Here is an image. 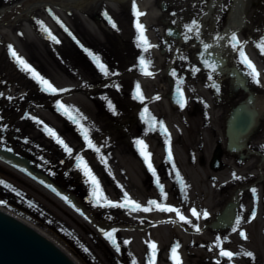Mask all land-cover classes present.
<instances>
[{
	"label": "rangeland",
	"instance_id": "374dc122",
	"mask_svg": "<svg viewBox=\"0 0 264 264\" xmlns=\"http://www.w3.org/2000/svg\"><path fill=\"white\" fill-rule=\"evenodd\" d=\"M20 1L0 0V8L8 6L9 9V11L0 13V36L2 37L0 38V82L2 83L0 94L3 93L11 98L7 100L4 107L0 106V126L8 127L5 131L8 140L14 135L10 141L11 144H14L18 150H22L26 144L20 138L26 136L27 142L33 147H35L33 142H37L38 146H43L42 148L46 150L44 157L54 162L62 158V155L56 151L59 148L51 139L43 136L41 130H43L44 122L40 121L37 128H34L31 122L26 124V121L13 118L28 112L51 124L53 129L68 139L70 146L76 147V150L81 147L75 130L52 111L51 106L57 97H45L51 100L42 106L37 103V100L36 102L31 101L26 97L27 93L23 94L25 93L23 80H18L20 84L18 85L16 79L9 73L11 69H2V64L9 67L4 47V44L9 43L6 41L9 37L8 40L14 39V43L19 48L18 51L38 67L41 76L54 84L56 88L66 90L60 92L59 100L74 110H78L79 115L83 117L84 126L91 130L100 141L98 143L100 151L97 155L91 152L82 151V153H88L87 157L92 158L91 162L95 166L94 173L107 199L123 202V193L126 191L130 199L142 206H149L147 203L149 200H157L159 203L179 208L183 215L192 220L193 224L204 227L199 233H194L192 232L194 228L179 221L175 213L160 212L155 206H150L152 210L149 212L94 206L91 212L99 226L104 229L117 227L115 237L120 244V251L117 252L97 226L77 208L68 204L39 181L1 160L0 180L6 182L9 187L0 185V201L40 220L87 254L94 264H132L133 260L136 264H148L151 258L148 255L151 252L147 242H155L157 245L155 264H175L171 258V248L177 244L179 245L177 254L180 264H216L218 260L221 264H264V177L259 175L262 172L264 176V163H261L263 157L259 156L260 153H264V119L261 129L252 135L248 143L251 150L260 153L247 152L244 159L238 162L236 154L230 155L225 150L224 126L227 111L243 99L245 94L241 90L230 94L231 89L226 83L228 81L225 80L222 101H210L211 92L203 82L201 71L189 76L188 70L185 72L183 84L186 90V104L183 108L174 106L167 96L170 91V80L165 77L164 69L159 86H156L157 79L137 77V69L132 68L137 59L135 61L133 56L140 55V49L129 52L128 46L130 45L126 43L128 40L134 41L133 37L128 35L130 16L122 15L126 9L121 5V1L117 4V8L115 5L112 7L109 5L110 0H90L91 3L89 1L87 6L80 8L92 10V4L95 2L99 6L105 4V7L117 13L120 30H122L120 34L127 35L122 41L109 37L108 41H105L104 35L107 29L88 13L84 14L80 8L70 7L72 14L68 17L70 24L81 32L87 43L96 46L94 49L103 56L101 59L107 61L108 76L112 71L119 73L117 83L122 84V90L120 88L118 91L109 84L116 78L104 79L106 86L100 84L93 88L92 82H100L102 77L95 78L92 72H89L87 66L90 67L88 65L90 61L84 68L82 59L76 60L66 56L65 51L62 53L64 56H59L47 47L40 36L31 31H24L25 39L19 37L15 31L17 28L24 27L23 24L20 26L19 22L25 21V18L21 17L16 20L17 12L37 0ZM49 1L59 2V0ZM183 1L184 4L174 3V10L182 11L183 15L187 10L185 14L189 18L199 17L198 14L203 13L207 7L205 0ZM149 2L148 7H153L156 3L153 0ZM201 2H203L202 6L199 5ZM191 7H195V10L193 11ZM220 8L215 10L216 14L220 12L215 20L216 26L221 23L227 24L230 17V8L228 10L224 7ZM33 11L43 12L42 7L34 8ZM58 12L61 14V11L58 10ZM22 16L25 17V15ZM246 18L248 23L244 24L240 33L245 37L259 34L264 27V0H252ZM206 27L209 28L205 23L204 28ZM5 31L9 37L5 35ZM151 31V37L154 39L157 31L153 29ZM59 32L60 30L56 34L64 39ZM62 47L57 49L58 52L66 50L64 48L62 50ZM145 55L151 57L148 58L154 67L160 62L158 59L161 58V54L157 52ZM190 56L191 53H189ZM123 58H132L134 63L132 60L123 61ZM101 59L100 62L103 61ZM256 61L259 64L256 66V71L264 74L263 57L258 56ZM168 62H170L169 55L167 56ZM192 64L193 62L190 61V66ZM16 74L17 77H22L21 73ZM258 79L259 83L253 82L256 84L253 85L254 92L264 95V76H259ZM132 82L144 86V95L149 99L148 106L144 105L143 108L144 110L147 107L146 114L142 110L139 115L138 104L131 102L129 106L126 102L125 94H130ZM3 86H5L4 90H2ZM157 94L161 96L160 100L156 97ZM37 95L39 103H43L40 98L44 93L38 91ZM109 103L112 105L111 108H109ZM13 104L16 105L13 106ZM9 106L12 109L14 107L16 111L13 109L12 113L8 112L6 109ZM112 112L116 114L111 115ZM5 118L11 122L7 124ZM148 118L164 122L170 134V148L175 170L173 163L167 160L164 134L158 128L156 131L151 130L144 122ZM140 136L143 137L140 138ZM136 139H143L147 150L152 154L150 159L159 175L158 179L163 185L166 198L161 197L160 189L156 184L149 183L148 180L152 174L147 170L139 154L140 145H136V150L133 142ZM215 146H219L223 151L220 156V166L212 169L209 163ZM55 163L58 167L63 162ZM64 166L66 167V164L62 167ZM175 171L180 173L179 178L175 175ZM236 176L240 179H236ZM248 185L250 187H247ZM238 187H242L238 207V214L242 219L237 231H232L233 226L216 231L206 226L224 207ZM253 188L256 190L255 199L251 191ZM241 206H243V211H241ZM193 207L201 213L199 219L191 215ZM253 209L256 212L255 218L249 219ZM204 211L209 214L207 218L203 217ZM178 224L183 226L179 228ZM240 231L245 233L246 238L239 235ZM217 237H220L221 247L238 253V255L231 260L220 257V249L216 246ZM125 240L129 243L124 244ZM246 252H252L254 257L244 255Z\"/></svg>",
	"mask_w": 264,
	"mask_h": 264
},
{
	"label": "flooded vegetation",
	"instance_id": "af4514ba",
	"mask_svg": "<svg viewBox=\"0 0 264 264\" xmlns=\"http://www.w3.org/2000/svg\"><path fill=\"white\" fill-rule=\"evenodd\" d=\"M20 1V0H19ZM22 1V0H21ZM20 1V2H21ZM90 1V0H89ZM83 2L81 3L79 6L75 7V8H80V7H85L87 6V2ZM119 1H121V5H123V7H125L124 9H126V11L122 12V15L124 16H130V29H128V35H130L131 37H133V40H128L126 43H128L130 46H128L129 48V52H133L134 50H138L140 49L139 53H141L140 55H134L133 58L137 59V61L135 62V64L132 66L133 69H137V77L139 79H150V80H154L157 79L158 84L156 86L161 85V77H162V70L164 69V75L165 77L168 79V77L170 76V74H168V63H167V56H170L171 59V63L170 66L172 67V69H175L176 72L182 74L183 76H185V72L188 71L189 76H193L195 73H197L198 71H191L190 68V61L193 62L192 66L196 67L198 62L197 60L194 58L192 51L193 48L190 46H186L187 43L186 42H178L174 39H169L167 37L166 34V28L168 27V24L170 25H176V26H185L186 22L189 20V17L185 14L187 13V10L185 11L184 15L182 13V11L180 10H174V3L177 4V2H173V0H153L155 1V5L153 7L148 5H142L143 0H135V4L137 6V9L144 13L142 16L140 17H136L133 14V9H132V4H133V0H110L109 2H111L109 5L112 6H116L118 8ZM224 1V0H223ZM226 2H230L231 0H225ZM92 1H90L91 3ZM105 2V1H104ZM108 2V3H109ZM114 2V3H112ZM163 2H165L166 4H163ZM58 3V2H57ZM89 3V4H90ZM106 3V2H105ZM29 4H33V2L29 3ZM28 4V5H29ZM36 5H40L39 3H37ZM93 8L92 10H88L87 8L83 9L80 8L81 11H84V14L88 13L90 16L93 17V19L95 21H97L98 23H101L105 29H107L106 34L104 35V40L108 41L107 38L109 37L110 39L114 38L115 40H121L124 37H127V35H121V31L120 30V25H119V19H118V14L112 12L110 9H108L107 7H105V4H101L99 6V4L93 2ZM226 5L229 6L228 3H226ZM176 6V5H175ZM12 7V6H11ZM42 7V16L41 18L38 19H34L33 17H29V15H26L25 17V21L23 22H19V25L21 26L22 23H27V25L30 27L31 32H33L34 34L40 36V39L46 43L47 47L52 50V52H56L59 56H70L75 58L76 60L78 59H82L83 60V65L84 68L85 66L88 64L90 67L87 66V69H89V72H92L91 74L93 76H95V78L97 77H102V80L99 81H94L92 82V87L95 88L96 86L102 84L103 86H106L107 83H105L103 80H109L112 78H116L115 81L109 83L111 84V86L116 89V90H122V84H118V75L119 73L115 71V73H118V75H113V71L111 72V74L108 76L103 75L102 73L99 72L98 68L96 67V61L93 59V56H98L100 59L101 57H103L99 51H96V49H94L96 46L94 45H89L86 41V39L83 37V35L81 34V32H79V30H77L75 27H73L70 24V21L68 20V17L72 14L70 11V7H74L72 5H67V7L62 8L60 7V5L58 4H52L51 2L47 1L44 3V5L42 6H35L32 8L31 11H33L34 8H40ZM158 8V9H157ZM160 8V10H159ZM149 9V10H148ZM151 9H154V11L158 10V12H164L163 16H160V14H158L157 16H155L154 19H152L153 21L150 22V20L148 21V15L145 17V15L148 13ZM191 9L194 11L195 7H191ZM226 10H228L229 8H224ZM50 10V11H49ZM61 11V14L58 12ZM51 12V14H50ZM105 13H107V15H105ZM121 15V16H122ZM28 16V17H27ZM53 16H55L56 18L59 19V21L62 23L63 27H61V23H57L56 19L53 18ZM20 19V18H19ZM17 20V19H16ZM42 21L44 23V25L52 32V34L56 37V39L59 41V43L53 41L51 38L48 37V35L42 31V33H38L39 29L37 28V23L36 21ZM173 21H175V23H173ZM139 22L142 25H144V29H145V35L149 41V43L152 45L151 48L148 49L147 52L143 51V46H138L139 45V40H138V32L137 29L135 28V24ZM189 22V21H188ZM187 22V23H188ZM115 24L116 27H113L112 24ZM151 23V24H149ZM24 25V24H23ZM152 25V26H151ZM246 25V24H245ZM151 27L153 29V31L155 30V38L152 39V35H151ZM244 27V25H242L239 29L235 30L236 33L241 36V37H245L240 33V30ZM65 29H67V31H65ZM60 30L59 34H62L63 38H60V36H58L56 34V32ZM208 30V28H207ZM204 31V34L209 33L208 31ZM20 38L25 39L26 36H24V31H22L21 29L17 28V30L15 31ZM230 37V36H228ZM63 39V40H62ZM245 39H247V37H245ZM227 41L229 40L228 38L226 39ZM125 41V40H123ZM190 41V40H189ZM3 43V42H2ZM174 43V44H173ZM168 44H169V48H168ZM9 45H11L12 49L20 56L22 57L33 69H35L36 72L41 73L40 70L38 69V67H36V65L32 62L27 60L28 58H25L24 55L18 51V46L14 43V39L11 40V42H9L8 44H4L5 47V55H6V59L8 61L9 64H7L9 67H5L4 64H2V69L4 70H9V68L11 69V71L9 73H11V75L16 79V82L23 80V84H25V88L23 89V91L26 94V97L31 99V101L36 102L39 105H45L46 103H49L51 98H45V97H57L56 99H59V94L60 92H58L55 95H52L50 93L44 92L42 91V86L35 80L32 78L30 73L25 72L22 67L16 62L15 58L11 55V52L9 51ZM49 45V46H48ZM62 47L66 49L63 50L61 53L58 52V48ZM228 50H231L233 52V58L234 61L236 62V66L238 68H242L244 69L243 65L244 63H242V59L240 58L241 56L238 55L236 53V49L232 48L229 44H228ZM98 48V47H97ZM55 49V50H54ZM133 49V50H132ZM159 50V52H158ZM224 50V48H223ZM65 51L64 55L62 54ZM157 54H161V58L158 59L160 62L156 63L157 66H153L151 64L150 67V71L152 70V75L151 76H146V75H142V70L139 66L138 63V57L140 56H144V58L148 61L151 62V60L148 58L150 56H146L145 54H151V53H156ZM223 52V51H222ZM48 53V52H47ZM170 53V54H168ZM189 53H191V56L189 57ZM159 56V55H158ZM186 57L184 59H181V57ZM240 56V57H239ZM151 58V57H150ZM153 58V57H152ZM126 58H123V61H125ZM103 60V59H101ZM129 60L134 63V60L132 58L130 59H126ZM106 60L101 61V63H104L106 65ZM176 62V63H175ZM229 64H232L231 61H229ZM243 64V65H242ZM155 65V64H154ZM164 65V67H163ZM229 67V66H228ZM7 68V69H6ZM230 68V67H229ZM37 69V70H36ZM198 69V67L196 68ZM199 71H201V74L203 75V82L206 85V87L208 88V90H210V101H215V102H220L222 101V99L217 100L214 97L213 91L212 89L209 87L208 83H207V76L204 72V70L199 69ZM229 71H233V69H230ZM239 71V70H238ZM13 72V73H12ZM21 73L22 77H17L16 73ZM237 72V71H236ZM26 74V75H23ZM227 75H224L222 77V79L220 80V90L223 94V82L225 80H227L231 89V91L229 92L230 94L236 90H241L243 92H246V86L243 83H240L239 81L236 80H232V76L236 74L233 73H225ZM16 75V76H15ZM223 75V73L221 74ZM19 78V79H18ZM45 78V77H44ZM46 79V78H45ZM185 79V77H184ZM244 81H246L248 83V86L250 87V89H248L250 92H254L253 89V81L251 79V77L248 75V78H243ZM11 81V80H10ZM185 81H183L184 83ZM21 83V82H20ZM182 83V84H183ZM0 84H2L0 82ZM138 83L136 82H132L131 87H130V94H125V98H126V102H128L129 106L131 104V102L138 104V114L140 115L142 113V110L145 106H148L147 102L149 101L148 97L144 95L143 89L144 86L141 85L139 83L140 86V90L144 99L143 101L140 100L139 97H136L135 99L133 98L135 96V90H136V86ZM144 84V83H143ZM18 85L19 82H18ZM54 87H56L54 84H52ZM118 86V87H117ZM5 89V86H3L2 90ZM58 89V88H57ZM30 91V93H28ZM43 92L44 95L43 97H41V101H43V103H39L38 101V95L37 92ZM3 92V91H1ZM34 93V94H33ZM163 96V95H162ZM247 96V93H246ZM245 96V98H246ZM2 97V99H0V106L2 105V107H4L6 105V102L8 99H10V97H8L5 94H0V98ZM156 97H158V99L160 100V95H156ZM245 98L241 99L244 100ZM49 99V100H47ZM239 100V101H241ZM238 101V102H239ZM55 101H53V106H51L52 111L57 115L58 118H61L63 120H65V123L69 124L74 130L75 133L77 134V138L81 143V147L78 148L76 150V147H73L72 145L70 146V142L68 141L67 138L63 137V135L58 132L56 129L55 132L65 141V143L73 150V156H69L67 153H65L62 149V147L60 145H57L55 140L53 138H51L47 132L44 130V125L46 124L48 127L52 128L51 124L45 122L44 120H40L38 117L34 116L33 114H29L28 112L25 113L24 115H19V116H15L13 118L17 119V120H22V121H26L25 123H32V127L37 128V124H39L40 121L44 122L43 127L41 130L42 134L44 137H47L49 139L52 140V142L59 148L57 149V153L62 155V158L58 159L55 162H63L62 164H60L58 167H56V163L54 161H52L49 158L44 157V154H46V150H44L42 147L43 146H38L37 142H33V145H35V147H33L31 145V143L27 142V138L26 136L21 137L20 139H22L24 141V143L26 144V147L23 148L22 150H18L14 144H11L10 141H12V139L14 138V135L11 136V139L8 140V138L5 135V131L8 129V127H4V126H0V139L3 140V144H0V146L6 147V148H11L13 151H15L16 153L23 155L25 157L28 158V160L30 161L31 165L33 166L34 169H36L37 171H40L42 174L47 175L49 178H51L55 183H57L60 187H62L66 192H68V194H70L78 203L82 204L84 207H86L90 212L91 209L94 207V201L93 198L91 196V187L89 185V183L87 182L88 178L85 177L82 173L81 170L77 169L75 167V155H81L84 157V159L86 160V162L88 163L89 167L91 168L92 172L94 173V169L95 166L92 164V158H88L86 153H82L83 152H91L94 155H97V152H95L92 149L87 148V146L85 145V142L82 138V135L80 133L79 128L73 124L71 121H69L63 114H62V110H58L55 106H54ZM237 103V102H236ZM235 103V104H236ZM147 104V105H146ZM16 104H13V106ZM145 105V106H144ZM69 106V105H68ZM147 108V107H146ZM14 109V107H13ZM13 109L9 106L8 109H6L8 112H13ZM139 109V110H138ZM16 111V109H14ZM111 115H113L114 113H110ZM116 114V113H115ZM114 114V115H115ZM32 117H36L37 120H33ZM5 118V122L7 124H9L11 121L9 119ZM39 121V122H38ZM81 123H83V121H81ZM6 125V124H5ZM86 127V126H85ZM90 131V136L91 139L93 140V143L98 146V143H100V141H98V138H96V136L93 134V132L91 130ZM259 131V130H258ZM257 131V132H258ZM256 132V133H257ZM255 134V133H254ZM253 134V135H254ZM41 136V135H40ZM42 137V136H41ZM143 136H140V138ZM43 138V137H42ZM134 142V141H133ZM137 144H135L136 146ZM75 148V149H74ZM134 147H132L133 149ZM136 150H137V146H136ZM86 154V155H85ZM262 157V156H261ZM264 159V157H263ZM49 163V165H48ZM64 164H66V167H62ZM62 168V169H61ZM148 174V173H147ZM95 175V173H94ZM96 176V175H95ZM151 178L149 177V183L150 184H156L155 180L159 177H153L152 175H150ZM148 177V175H147ZM177 181V180H176ZM179 182V181H177ZM264 198V197H263ZM99 208V206H96ZM92 213V212H91ZM214 218V217H213ZM213 219L210 220V222H208L206 224V226H209L212 230H214L211 226V222ZM179 223V222H178ZM181 226H183L181 224ZM200 227H204V226H200ZM185 229L188 230L187 227H185ZM193 230V229H192ZM195 230V229H194ZM148 257H151V254L148 255ZM130 260H132L131 258H129Z\"/></svg>",
	"mask_w": 264,
	"mask_h": 264
},
{
	"label": "snow or ice",
	"instance_id": "6c2138e0",
	"mask_svg": "<svg viewBox=\"0 0 264 264\" xmlns=\"http://www.w3.org/2000/svg\"><path fill=\"white\" fill-rule=\"evenodd\" d=\"M132 9H133V14L136 17H140L144 14L137 9V6L135 4V0H133ZM50 14H51V12H50ZM105 15H107V13H105ZM53 18L56 19L57 23H61L59 21V19L56 18L55 16H53ZM36 23L39 25L40 29L48 35L49 38H51L53 41L59 43V41L56 39V37L44 25V23L42 21L37 20ZM173 23H175V21H173ZM112 26L116 27V25L114 23L112 24ZM61 27H63L62 23H61ZM135 28L137 29V32H138V40H139L138 46L142 45L143 51L147 52L148 49L152 47V45L149 43V41L145 35L144 25L137 22L135 24ZM184 28H185V31L183 33V38L186 42L192 38L191 35H189V33L192 32L193 28H197L196 36L199 37L200 33L198 30V26L196 24V21H192L190 25L186 24L184 26ZM65 31H67V29H65ZM227 38L231 41V47L236 48L238 45V38H237L236 34L232 33L231 36L227 37ZM216 39H225V37L218 36V37H216ZM202 47H203L204 51H207L211 47V45H209L207 43H203ZM9 51L11 52V55L15 58L16 62L22 67V69L25 72L30 73L32 78L35 79L42 86V91L50 93L52 95H55L58 92L66 91L65 89H57L47 79H45L38 72H36L35 69H33L22 57H20L12 49L11 45H9ZM262 52H264V48H262ZM198 55L203 56V52H200ZM239 55L243 58L241 62L244 63L247 66V68L250 70L248 75H250L252 81L259 83V79H258L259 73L256 71L255 66L252 64V62L250 60H248V58L246 57L243 50L240 51ZM93 59L96 61V67L98 68L99 72L102 73L103 75L107 76L109 74L108 67L104 63L100 62V58L98 56H93ZM181 59H184V57H181ZM201 62L205 66V68L210 70L209 75H208V79H209V81H211L213 79V76L211 75V73L215 72L216 67H217L216 64L214 62L209 61V60H202ZM138 63H139V66L142 70V75H146V76L152 75V72L150 71V67H151L150 61L146 60L144 58V56H140V57H138ZM195 70L199 71V69H195ZM113 75H118V73H113ZM171 75L174 77H177V72L175 69L172 70ZM176 93L180 97L178 103H179L180 107L183 108L186 104V98L184 96L183 90L180 87H177ZM136 97H139L141 101H143V99H144V97L140 91L139 84H137V86H136L135 96L133 98L135 99ZM54 106L58 110H62V114L69 121H71L73 124H75L79 128L80 133L82 135V138H83L87 148L92 149L95 152L99 153L100 148L97 147L93 143V140L91 139V136H90L89 129H87L84 126V124L81 123L83 117L79 115L78 110H74L71 106L63 104L61 102V100H59V99L55 100ZM111 107H112V105H111V103H109V108H111ZM143 111H144V114H146L148 112V109L145 108ZM32 119L37 120L36 117H32ZM144 122L148 125V127L151 130L156 131L158 128L159 131L164 134V143H165V146L167 147V160L170 163H173V168L175 170V165L173 162V154H172V151L170 148V134L168 133L167 128L164 125V122L163 121H157L155 118H148ZM4 127H6V126H4ZM44 130L47 132V134L51 138H53L55 140L57 145H60L62 147V149L65 153H67L70 157L73 156V154H74L73 150L55 132L54 129L48 127L45 124ZM134 143L137 145H140L139 154L143 158V162L146 165L147 170L152 174L153 177H158L157 171L154 168L153 163L151 162V159H150L152 154L147 150V145L145 144V141L143 139H136L134 141ZM0 144H3L2 139H0ZM7 150L12 151L11 148H8ZM75 167L77 169L81 170L83 175L88 178L87 182L89 183V185L91 187V193L90 194H91L93 201H94L93 206L131 209V211H134V212L140 211V210H142L144 212H149L152 210V208L150 206H155L156 209L159 210L160 212L175 213L176 217L179 219V221L183 222L184 224L191 225L198 232L200 231V227L196 224H193L192 220H190L188 217L183 215L179 208L172 207V206H169V205H166L163 203H159L157 200H149L147 202L149 206H142L140 203L130 199V197L126 191L123 193V202H114L110 199H107L103 194V191L101 189L99 181L97 180V177L94 175V173L92 172L91 168L89 167L88 163L86 162V160L84 159L83 156L75 155ZM175 175L179 178L180 173L178 171H175ZM233 175H235V174H233ZM235 178L240 179V177H238V176H236ZM155 183H156L157 187L160 189L161 197L166 198V193L164 192L163 185L160 183V180L158 178L155 180ZM0 185H4L5 187H9V185H7L6 182H4L2 180H0ZM49 187H51V185H49ZM251 191L253 193V198L255 199V191L256 190L253 188V189H251ZM64 199L67 200L68 197H64ZM0 203H3V201H0ZM241 211H243V206H241ZM191 215L193 217H196L197 219H199L201 213H199L197 211V209L195 207H193V208H191ZM208 215L209 214L207 211L203 212L204 218H207ZM255 215H256V212H255V209H253L252 213H251V217H249V219L255 218ZM241 219H242V217L240 214H237L235 216V226L232 227L233 232L237 231V228L241 223ZM100 231L102 232L103 236L115 247L116 251L119 252L120 251V244L117 242L116 237H115V233L118 230L116 228H112L111 230L105 231L104 229L101 228ZM239 235L242 238H246L245 233L243 231H240ZM219 241H220V237H217V245L216 246L220 249L219 250V256L220 257H224V258H227L228 260H231L234 256L238 255V253H233L230 250H225L223 247L220 246ZM127 243H129V242L127 240H125L124 244H127ZM147 243H148V249L151 252V258L149 259L148 264H155V253L157 251V245L155 242H147ZM178 247H179V245L177 244L171 248V254H172L171 258L173 259L175 264H180V260H179L178 254H177ZM244 255H246L248 257H254V254L252 252H246V253H244ZM132 264H136V262L133 260ZM216 264H221V262L218 260L216 262Z\"/></svg>",
	"mask_w": 264,
	"mask_h": 264
},
{
	"label": "water",
	"instance_id": "95a60500",
	"mask_svg": "<svg viewBox=\"0 0 264 264\" xmlns=\"http://www.w3.org/2000/svg\"><path fill=\"white\" fill-rule=\"evenodd\" d=\"M171 34V31H168ZM178 36L179 34H175ZM176 103L177 95H169ZM246 102L236 105L229 112L226 119L225 135L226 149L229 152H241L247 148V142L260 125L254 124L253 115L261 118L258 112L250 111ZM8 148L0 147V160L12 167L20 168L34 178L43 179L60 194L68 196L77 204L76 200L67 194L57 183L47 175L33 168L28 158L21 156ZM222 148H215L210 159V167L220 166ZM243 155L240 156L242 158ZM237 197L226 202L224 207L215 215L211 223L214 229L231 227L235 222ZM0 264H94L91 258L72 243L60 236L54 230L37 218L30 216L5 203H0Z\"/></svg>",
	"mask_w": 264,
	"mask_h": 264
},
{
	"label": "bare ground",
	"instance_id": "6f19581e",
	"mask_svg": "<svg viewBox=\"0 0 264 264\" xmlns=\"http://www.w3.org/2000/svg\"><path fill=\"white\" fill-rule=\"evenodd\" d=\"M47 1H49V0H47ZM47 1H45V0L34 1L33 2L34 5L33 4H29L27 7H25V9H22L21 11L17 12V15H16L15 18L16 19H19L21 17L25 18L26 15H29V17H33V18H36V19L41 18V16H42V14H41L42 12L41 11H31V10L35 6L44 5V3L47 2ZM86 1H89V0H59L58 3L54 2V1H49V2H51L52 4L53 3L54 4H58L62 8H64V7L66 8L67 5H72L74 7H77L81 3L86 2ZM176 2H177L178 5H179V3L184 4L183 0L182 1L181 0H176ZM251 2H252V0H235V1H233V3H230L229 1L226 2L225 0L224 1L223 0H212V4L207 8L206 11H204L202 13V15L199 16L201 18L200 20H203V25H205V23L206 24H215L216 15L212 11L213 5L217 3L216 9H218L220 7H224V8L231 7L230 17H229L228 22H227L228 25H226V27L223 29V32L217 33L215 31V33L218 34L217 36H213L214 32H209V34H208V38L207 39L214 40L213 42L211 41L212 42V46L214 47L215 50H218L220 52L219 54H217L216 57L211 58V62H214L216 64V66H217L216 68L217 69H216L215 75L213 73H211V75L213 76V79L210 81V86H214V84H215V80L214 79L220 81L224 75H227L225 73L229 72V73L235 74L236 71H237L238 75L237 76L233 75L232 76V80L233 81L234 80L239 81L242 84L244 83L245 86L247 87V89H250V87L248 86V83L246 81H244V79H243V78H245V75H246V78H248V73H245L242 69H240L238 67H235L236 66V62L234 61V58H233V52L231 50H228V47L225 44V39H227L229 34H232L235 31V29H239L243 24H247L248 23L247 22V18H246V14L248 13V9L250 7ZM37 3H39L40 5H36ZM149 3H150L149 0H143L142 5L144 6V5H147ZM226 3H228L229 6L226 5ZM159 10H160V8H159ZM6 11H9L8 6L0 8V13L6 12ZM158 14H160V16H163L164 12H161V11L158 12V10L154 11V9H151L149 11V14L147 13L145 15V17L148 15V19L150 21H152V19H154L155 16H157ZM22 15H25V17L22 16ZM22 24H24V27L21 28L22 31H25V30L30 31V30L33 29V28L30 29V27L27 25L26 22L22 23ZM37 28L39 29L38 33H42V30L40 29L39 25L37 26ZM194 30H196V28H193V31ZM33 31H34V29H33ZM261 34H262L261 36L263 37L264 36V27H263V30H262ZM5 35H7L6 31H5ZM42 35H43V33H42ZM218 36L225 37V39H216V37H218ZM0 38H2V37L0 36ZM8 39H10V37ZM8 39H6V41L11 42L12 39L11 40H8ZM255 42L257 43V41H255ZM263 43H264V39H263ZM262 47L263 46L261 44V48H260L259 52L264 55V52H262ZM223 48H224V50H223ZM263 60H264V56H263ZM229 61H231L232 64H229ZM197 67L204 68L203 70H204V72H205V74H206V76L208 78L209 72L207 70H209V69L205 68V66L202 64V62H199L197 64L196 68ZM230 69H233V71H229ZM222 73H223V75H221ZM263 76H264V74L262 75V77ZM208 81H209V79H208ZM214 88H215V90H217L216 86H214ZM246 93H248V92L247 91L243 92V94H245V96H246ZM220 96H221V94H220ZM248 107H249L250 111H252V112H254V111H255V113L258 112L259 115L264 114V95H258V94H256L254 92V99H253V101H251L248 104ZM226 118H227V116L225 117V119ZM252 121H254V124L257 123V126L260 125L261 122H262L261 119H259L258 117L256 118L255 115H253ZM224 134H225V127H224ZM224 136H225V141H226L227 137H226V135H224ZM215 147H217V146H215ZM248 148H249V145H248ZM259 156H261V154ZM261 163H264L263 159H262ZM259 175L262 178L264 177L262 172H260ZM239 188L240 187H238L236 189H239ZM235 194L239 198V193L237 192ZM233 196L234 195H232L231 197H233ZM178 226H179V228L181 227L180 224H178ZM97 227L99 228V225H97ZM99 229H101V228H99ZM102 229H104V228H102ZM104 230L108 231L109 229H104Z\"/></svg>",
	"mask_w": 264,
	"mask_h": 264
}]
</instances>
